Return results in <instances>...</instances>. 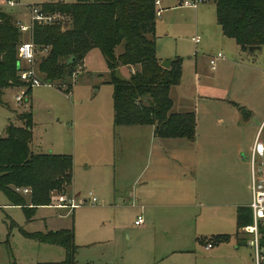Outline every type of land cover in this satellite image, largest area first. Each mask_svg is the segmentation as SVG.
<instances>
[{"label":"rangeland","instance_id":"1","mask_svg":"<svg viewBox=\"0 0 264 264\" xmlns=\"http://www.w3.org/2000/svg\"><path fill=\"white\" fill-rule=\"evenodd\" d=\"M14 1L18 5L8 7L6 0H0V11L27 27L22 31L21 40L30 43L33 8L40 9V3L72 4L76 0ZM165 1L171 6L180 4L174 0ZM48 16L54 22L63 23L67 19L58 13ZM199 38L198 44L195 39ZM155 39L157 56L162 62L175 58L182 64L181 82L170 93L179 108L172 109L173 112H195L206 124L205 119L210 114H225L229 118L235 112L241 115L247 109L244 106H251V102L256 106L263 105L264 73L254 72L247 79L245 75L243 84L238 83L233 91H229L225 88L230 80L225 77L224 62L218 63L216 71L210 68L209 57L197 62L196 55L202 47L212 50V56L219 52L225 55L229 48L222 50L224 44L219 40L221 28L214 0H205L198 8L166 10L158 17ZM227 41L236 45L233 40ZM122 51V46L116 50L118 55ZM244 59L264 69V48L254 53L246 51ZM84 64L73 77L70 88L59 84L49 86L37 72L42 85L34 87L29 98L25 96L26 86L9 87L0 92V138L5 136L8 125L20 126L19 117L31 113L33 152L72 156L74 180L68 197L77 198L76 201L90 199L87 204L72 209L56 206V203L39 207L29 219L21 207L11 206L0 192V264H63L67 258L63 247L44 244L31 237L62 230L74 231L78 247L75 260L79 264H166L160 257L161 246L175 241L174 232L166 226L165 217H157L156 221L153 218L155 224L147 219L141 203L132 193L138 184L133 187L135 178L146 180L152 173L158 143L151 144L153 154L150 155L149 144L148 148H142L129 133L140 127L115 126L114 87L110 84L111 73L101 52L94 50ZM122 68L118 69L117 77L128 79L130 70ZM237 76L241 79L242 73ZM229 92L236 103L226 101ZM18 97L24 101L18 102ZM257 108L260 113L264 112L262 107ZM260 113L246 125L249 133L254 124L263 121L264 115ZM141 129L146 138L148 131H152L149 126ZM249 151L250 148L244 152L248 154ZM23 195L30 202L29 193ZM93 198L96 202H92ZM143 212L148 222L137 227L135 221ZM228 213L217 225L193 217L186 247L194 248L193 244L197 242L198 250L192 256H183L181 259L185 261L179 264H256L253 248L246 243L237 248L236 216L233 210ZM182 224L189 225L188 221ZM167 232L170 233L166 235ZM219 234L228 235L229 240L215 245L211 251L205 249L206 244L196 240L207 237L205 242L210 243L209 238ZM245 235L241 234V239L250 242L252 236Z\"/></svg>","mask_w":264,"mask_h":264},{"label":"trees","instance_id":"2","mask_svg":"<svg viewBox=\"0 0 264 264\" xmlns=\"http://www.w3.org/2000/svg\"><path fill=\"white\" fill-rule=\"evenodd\" d=\"M217 21L223 34L243 50L264 47V0H214ZM45 15L63 14L65 22L30 26L31 42L36 47L33 68L42 81L50 85L71 87L73 77L84 68L93 50L103 55L114 87V122L117 127L151 126L160 139H187L194 142L197 134L195 112L174 113L170 93L181 82L182 64L175 59L170 69L161 66L157 56L156 0H76L72 4L42 3ZM21 23L0 11V92L9 87L26 86L25 96L33 86L20 79L18 57L23 44ZM122 46L123 51L116 50ZM40 52H44L39 55ZM123 66L137 67L129 79L117 77ZM20 126H7L0 138V192L11 206L21 207L29 219L39 207L58 205L68 197L74 180L72 156L37 154L32 151L33 115H21ZM18 189L30 190V202ZM252 223V211L241 207L237 214V236ZM44 244L66 250L63 264H79L75 260L77 245L73 230L31 235ZM229 240L216 235L213 245Z\"/></svg>","mask_w":264,"mask_h":264},{"label":"crops","instance_id":"3","mask_svg":"<svg viewBox=\"0 0 264 264\" xmlns=\"http://www.w3.org/2000/svg\"><path fill=\"white\" fill-rule=\"evenodd\" d=\"M8 1H12L14 5L9 6ZM174 1L180 4L171 6L167 4V1L160 0V5L158 7L160 9H158V11H161V15L171 8H183L181 5L182 0ZM5 3L8 7H15L18 5L14 0H6ZM215 35L217 37L216 33L214 36ZM219 40L224 44L222 50L229 47L225 55L220 52L217 54L223 55V58L220 59L219 62H224V68L227 71L225 77H228L230 80L227 85L225 84L227 90L233 91L232 89H235L238 83L243 84L242 81L245 75L247 79L250 75H254V72L264 73V69L261 68L262 66L246 62L244 59L246 51L234 40L236 45L229 43L227 40L232 39L227 38L223 34L222 29L221 39ZM200 41L199 38L198 44ZM263 48L264 47H262V49ZM93 52L94 50L88 54L86 59H88ZM210 52H212V50L207 47H202L196 55L197 62L199 63L209 57L210 65L211 58L216 57L212 56ZM123 68L130 70L129 74H127L129 78L137 69V67L129 66H123ZM239 73H242L241 79H238L237 75ZM219 77L220 75H218L217 79ZM219 80L220 79L217 81ZM242 88L245 90L247 86L245 85ZM231 95L232 92H229L226 101L236 103L233 101ZM173 103V109H179L176 108L174 101ZM250 105L251 106H244L247 107V109L245 108V113L243 112L240 115L235 112L231 114L229 118L225 117V114L217 116L210 114L208 118L205 119L206 122H208L206 124H203L202 120L199 119L196 114L197 134L194 142L187 139L157 138L155 137L154 127H152V131H148L147 138L145 137V131H142L144 129H141V127L138 131L129 132L130 135L133 136V139L138 140L137 144L140 146L142 145V148H148L147 143L149 144L150 155L152 153L151 144L158 143L159 148L155 151L154 169L152 173L146 180H139L140 177L135 178L133 187H135L137 183L138 184L132 193L136 197L135 200L141 203V208L145 210L147 219L151 221L155 218L154 220L156 221L157 217H165L164 221L166 222V226L168 228L170 227L169 230L174 232L173 239L175 241L164 243L163 246H161L160 257L166 264H179L185 261L181 258L192 256L193 253L197 252V242L193 244L194 248L186 247L190 240V223L194 218H199V220H203L206 224L217 225L225 220L229 214L228 211L232 212L233 210L236 216L237 226L238 209L241 207H249L252 200L251 172L247 160L249 153L246 154L244 151L249 148L251 150L256 133L264 123L263 119L259 125L254 124L251 133H249V129H245L246 125H249L252 119L256 118L260 113L257 107L260 106L264 110V103L263 105L259 104L256 106L251 102ZM174 113L189 112H179L178 110ZM260 114L264 115V112ZM242 117L243 119L241 121ZM244 119H248L246 120L247 122H243ZM130 130L134 129L130 128ZM72 199L76 200L77 198ZM87 200L90 201V199ZM148 210H151L152 213H149ZM143 215L144 212L138 217L144 218ZM144 221L145 223L142 226H145L148 222L145 218ZM186 221H188L189 225L184 226L182 223ZM151 222L155 224L153 220ZM179 222H181L180 225ZM169 233L170 232H167L166 235ZM240 233L244 234L241 231ZM215 236L216 235H212L209 240ZM207 239V237L196 238L197 241H200V244H206L205 249L211 251L214 249L215 245L211 242H205ZM236 242L237 248L246 243L252 249L250 243L242 240L241 236L238 237L237 233ZM209 245L212 246L209 248Z\"/></svg>","mask_w":264,"mask_h":264},{"label":"built area","instance_id":"4","mask_svg":"<svg viewBox=\"0 0 264 264\" xmlns=\"http://www.w3.org/2000/svg\"><path fill=\"white\" fill-rule=\"evenodd\" d=\"M205 0H182L181 5L186 8H198L203 4ZM9 6H13L12 1H8ZM160 5V0H156L157 8ZM32 22H38L40 24H50L54 22V19L48 15H45L38 8H33ZM161 11H158L160 16ZM26 26H22L21 30L25 31ZM198 43L199 39H195ZM18 57L21 62L22 71L20 72V79L24 83H29L33 87L41 86L42 82L38 79L37 72L33 68V63L36 59V47L34 43H23L19 46ZM223 58L222 54L212 57L210 60V66L212 70L217 68L218 62ZM76 76V75H75ZM50 86V84H49ZM18 102L22 103L24 100L22 97L17 98ZM247 160L250 165L251 172V190L252 200L249 208L252 211V223L241 229V232L252 236L249 242L253 248L256 264H264V123L256 133L253 145L247 156ZM18 191L28 194L29 189H18ZM70 197L61 199V203L56 206L59 207H78L75 199H69ZM92 202H96V198L92 199ZM145 221L143 217H138L135 222L136 226L144 225ZM212 245H209V248Z\"/></svg>","mask_w":264,"mask_h":264},{"label":"water","instance_id":"5","mask_svg":"<svg viewBox=\"0 0 264 264\" xmlns=\"http://www.w3.org/2000/svg\"><path fill=\"white\" fill-rule=\"evenodd\" d=\"M261 49H262L261 46H251V47L248 48L247 52H249V53H254V52H256V51H260ZM174 61H175V59H166L165 61H163V62L161 63V66L164 67V68H166V69H170L171 66H172V64L174 63ZM245 112H246V111H244V113H245ZM76 203H77L79 206H83V205H85V204L88 203V200H86V199L81 200V199H80V201L77 200Z\"/></svg>","mask_w":264,"mask_h":264}]
</instances>
